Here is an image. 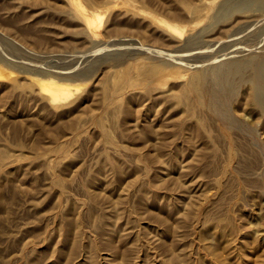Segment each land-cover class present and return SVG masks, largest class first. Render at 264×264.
Wrapping results in <instances>:
<instances>
[{"label":"rangeland","instance_id":"obj_1","mask_svg":"<svg viewBox=\"0 0 264 264\" xmlns=\"http://www.w3.org/2000/svg\"><path fill=\"white\" fill-rule=\"evenodd\" d=\"M258 67L264 0H0V264H264Z\"/></svg>","mask_w":264,"mask_h":264},{"label":"bare ground","instance_id":"obj_2","mask_svg":"<svg viewBox=\"0 0 264 264\" xmlns=\"http://www.w3.org/2000/svg\"><path fill=\"white\" fill-rule=\"evenodd\" d=\"M235 64L236 63H234L231 68H228V72L226 73V76H224L223 77L224 79L221 81V83L224 84L223 87H224V91L226 93L230 92V88H232V86H233V81L235 80L233 78L236 76V74H238V72L242 71L241 67L240 66H234ZM240 65H241V63H240ZM250 72H251V70H250ZM250 72L248 71V73H250ZM246 73H247V71H246ZM246 73H245V75H246ZM238 76L240 77V74L237 75V77ZM207 78H208L207 75L204 74V75H200V76L196 77V79H194L195 84H196L195 87L197 90L198 89H202V90L205 89V87H203V86H204V82ZM251 80L252 79H250V81ZM37 81H39L42 84V89H43L42 91H44L45 94L50 96V99L52 101H55V102H59L61 100H64L66 93L75 89L74 88V89L70 90L69 87L63 86L55 78H50V79H47L45 81H42L39 79ZM235 82H234V85H235ZM217 83H220V82H217ZM263 95H264V72L262 71V69L260 67H258L256 79L254 80V86H253V102L258 107V109L263 108V102H262Z\"/></svg>","mask_w":264,"mask_h":264}]
</instances>
